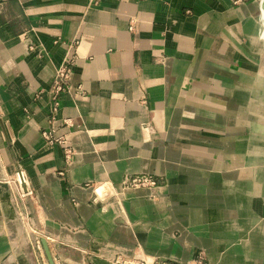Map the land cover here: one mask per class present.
<instances>
[{"label": "crops", "instance_id": "obj_1", "mask_svg": "<svg viewBox=\"0 0 264 264\" xmlns=\"http://www.w3.org/2000/svg\"><path fill=\"white\" fill-rule=\"evenodd\" d=\"M66 66L51 124L73 123L68 164L39 132ZM0 106L13 128L34 114L21 144L70 264L90 232L108 257L264 264V0H0ZM140 174L163 199L121 188Z\"/></svg>", "mask_w": 264, "mask_h": 264}, {"label": "rangeland", "instance_id": "obj_2", "mask_svg": "<svg viewBox=\"0 0 264 264\" xmlns=\"http://www.w3.org/2000/svg\"><path fill=\"white\" fill-rule=\"evenodd\" d=\"M59 77H61V81L58 83L60 89L58 90L57 86L54 85L52 87V96L50 98L51 108L49 122L51 128L49 130L40 129L39 132L41 137L45 140L46 146L53 148L55 145H58L61 147L64 161L66 164H68L74 154V147L68 144V132L70 131L71 133L73 123H71L69 120H66L64 127L68 128V132L62 134H58V130H54L51 123H53V121L56 119L55 116L57 114L56 112L58 111L57 101L59 99V95L69 88L70 68L67 66L64 67V69L59 73ZM78 90L79 89L77 88L76 94H78ZM16 118L18 119L19 126L13 128L11 121L6 119L4 109L0 106V216L3 217L5 215L6 220H8L5 221L11 224L10 226H6L4 228L6 229L5 233L8 237V240H12V242L8 243L11 246H8L6 250L0 252V264H10L9 262L11 261L10 258L12 257V254H14L16 249L21 248V246H23L25 243L29 245L36 264H70L67 256H62L61 249L58 250V247L64 244L67 246V248H73L75 245L72 242L67 241L63 235L61 236V234L52 232L50 227V222L52 221L47 220V216L43 211L42 202L39 199L38 190L34 184V179L37 178L38 175L43 176L44 173L43 171H40L38 175L34 174L29 176V168L36 166L33 158L39 153V150L38 148L35 149L34 146L32 150H29L26 146L21 144L23 143L20 137L23 133L21 126L26 124L25 119L30 120L31 118H34V114H30L27 110H25L24 112L21 111L19 115L17 114ZM62 173L64 172L58 171L56 173L59 179L64 178V176L61 175ZM19 175H21L23 179L25 178L24 185L20 184ZM152 178L156 182L155 187L162 186L164 183V178ZM39 181L42 182L44 180L41 179ZM104 184H106L108 188H111V192L113 193V195L108 196V198L114 197L116 193L115 190H113L114 188L112 187L111 182ZM95 185V183H85L82 185V187L86 190H89ZM121 186L123 188L128 187L124 186L123 183H121ZM166 191L167 187H159L156 190L144 189L143 191L136 190L135 192L147 193L149 194L148 197L161 196V199H163ZM107 192L110 193L108 189ZM106 201L107 200H104L103 203ZM71 203L75 211H78V203L75 200H71ZM160 203H163V201ZM159 206L162 207V205ZM111 214H115V212L111 211ZM81 221L83 223L81 230L89 231L84 221L82 219ZM114 222L118 225H127V223L118 216L117 212L113 217V223ZM66 227L69 228V226ZM47 229L51 231H48ZM66 231L69 233H74L68 229H66ZM90 234L92 239L84 251L83 249L87 241L85 243L76 242V244L81 248L80 250L72 249L74 250L76 256L82 258L83 251L86 264H92V257H97L111 263L113 256H115L116 253L113 254L112 257H108L110 254H112V249L103 251V248L99 247L98 250V246H100L101 241H93L95 237L91 232ZM65 237L70 239L69 236ZM91 244L93 250L91 249ZM137 248L138 247L136 246V249ZM203 263L206 264L205 259H203ZM82 264H84L83 260Z\"/></svg>", "mask_w": 264, "mask_h": 264}, {"label": "built area", "instance_id": "obj_3", "mask_svg": "<svg viewBox=\"0 0 264 264\" xmlns=\"http://www.w3.org/2000/svg\"><path fill=\"white\" fill-rule=\"evenodd\" d=\"M56 86L59 90L60 87L58 86V83H56ZM122 183L124 186H128V187H155L156 186V182L149 175L126 176L123 179ZM112 261L114 264H204L202 258H198L193 263H181L179 261L171 260V259L170 260L158 259V258H151L147 256L126 255L123 253H116V255L113 256Z\"/></svg>", "mask_w": 264, "mask_h": 264}, {"label": "bare ground", "instance_id": "obj_4", "mask_svg": "<svg viewBox=\"0 0 264 264\" xmlns=\"http://www.w3.org/2000/svg\"><path fill=\"white\" fill-rule=\"evenodd\" d=\"M39 158V157H38ZM19 181L21 185L25 184V178L21 175H19ZM122 189H151L153 187H121ZM159 188V187H158ZM26 189V188H25ZM157 189V188H156ZM109 194V193H108ZM1 195V194H0ZM141 195V194H140ZM149 194H146L145 197H148ZM6 216L4 215L3 217L0 216V252L3 250H6L9 245L8 243L12 242V240H8V237L6 235V229L4 227L10 226L11 224L9 222H6ZM7 243V244H6ZM63 253H67L68 255L70 254L75 261L74 263L80 264L82 261V258L77 257L74 251H67L66 249L62 250ZM10 264H36L35 258L31 252V249L27 243H25L21 248L16 249L15 253L12 254V257L10 258ZM114 264V263H113Z\"/></svg>", "mask_w": 264, "mask_h": 264}]
</instances>
